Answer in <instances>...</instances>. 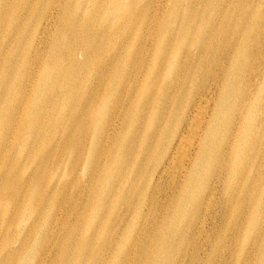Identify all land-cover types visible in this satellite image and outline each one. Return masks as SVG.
I'll list each match as a JSON object with an SVG mask.
<instances>
[{
    "label": "bare ground",
    "instance_id": "obj_1",
    "mask_svg": "<svg viewBox=\"0 0 264 264\" xmlns=\"http://www.w3.org/2000/svg\"><path fill=\"white\" fill-rule=\"evenodd\" d=\"M214 1L0 0V90L8 93L23 69L14 115L0 121V148L4 135L11 149L20 140V113L34 114L32 130L37 117L48 122L75 101L80 187L90 197L142 194L179 208L192 198L191 230L203 228L211 198H264L262 0H241L239 22L226 16L237 9ZM37 78L42 90L33 92ZM9 100L1 92L0 112ZM93 251L5 234L0 264H95Z\"/></svg>",
    "mask_w": 264,
    "mask_h": 264
},
{
    "label": "rangeland",
    "instance_id": "obj_2",
    "mask_svg": "<svg viewBox=\"0 0 264 264\" xmlns=\"http://www.w3.org/2000/svg\"><path fill=\"white\" fill-rule=\"evenodd\" d=\"M225 1L226 10H238V14L228 11L227 19L239 22L247 5L241 0ZM263 2L258 9L264 20ZM195 7L202 11L205 5L198 1ZM182 10L180 7L172 17L176 23ZM197 39L194 37L192 44ZM17 71L21 74L23 69ZM17 71L7 87L9 92L0 90V95L2 92L10 98V104L0 112L2 122L14 115L11 99L20 87L14 83L19 80ZM30 89L42 90L38 78ZM66 96L74 99V95ZM26 98L27 94L22 101ZM33 99L30 97L32 105ZM30 115L19 114L27 127L18 132L21 138L12 149L4 135L2 147H7V152L4 148L5 168L0 177L4 192L0 195V241L7 234L10 239H26L30 246L83 245L94 250L95 264H264V198H211L207 207H201L198 218V226L202 222L203 228L192 230L187 226L192 198H185L180 208L171 205L168 198H143L142 194L138 198H92L80 187L75 101L48 122L37 117L32 130L29 121L34 114ZM56 123L60 126L55 127ZM3 133L0 129V138ZM148 176L136 190L147 184Z\"/></svg>",
    "mask_w": 264,
    "mask_h": 264
}]
</instances>
